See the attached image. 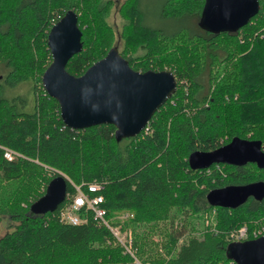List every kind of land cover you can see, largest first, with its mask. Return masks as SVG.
I'll return each mask as SVG.
<instances>
[{
	"label": "trees",
	"instance_id": "16d2710c",
	"mask_svg": "<svg viewBox=\"0 0 264 264\" xmlns=\"http://www.w3.org/2000/svg\"><path fill=\"white\" fill-rule=\"evenodd\" d=\"M139 1L119 2L116 36L112 0H0V264H235L232 234L244 227L253 238L264 225V196L234 208L205 199L211 188L264 181V167L192 169L186 160L234 136L264 149V0L238 30L217 34L197 25L204 0H161L162 17L193 22L173 32L144 23ZM68 9L78 15L82 42L69 73L82 74L116 46L134 70L175 76V91L136 136L116 140L111 123L70 128L45 92L47 34ZM23 83L30 97L5 95ZM5 148L16 155L7 159ZM59 172L67 178L64 200L51 212H30ZM88 183L100 186L104 220L130 235L132 253L85 206L78 223L60 220L73 184Z\"/></svg>",
	"mask_w": 264,
	"mask_h": 264
},
{
	"label": "water",
	"instance_id": "95a60500",
	"mask_svg": "<svg viewBox=\"0 0 264 264\" xmlns=\"http://www.w3.org/2000/svg\"><path fill=\"white\" fill-rule=\"evenodd\" d=\"M258 10L259 0H204L197 25L215 34L234 32ZM77 16L73 9H68L48 31L51 61L42 71L43 88L58 102L60 117L66 126L81 129L111 123L115 127L116 140L134 137L173 94L176 78L169 69L134 70L116 46L82 74L69 73L65 68L69 57L82 48ZM186 160L192 169L218 163L242 165L247 162L261 168L264 167V149L259 140L234 136L213 150H194ZM65 196L66 179L62 174H56L29 210L33 214L51 212ZM248 196L262 198L264 181L211 188L205 199L211 206L234 208L245 202ZM228 255L235 264H264V234L232 241Z\"/></svg>",
	"mask_w": 264,
	"mask_h": 264
},
{
	"label": "built area",
	"instance_id": "2783aa9c",
	"mask_svg": "<svg viewBox=\"0 0 264 264\" xmlns=\"http://www.w3.org/2000/svg\"><path fill=\"white\" fill-rule=\"evenodd\" d=\"M15 152L12 150L5 148L4 149V156L7 159H11ZM99 185L96 183L89 184L86 189L81 188L79 186L75 187V193L71 196L68 204L62 208L59 212L60 220L64 222L69 223H78L80 220L77 214V211L82 206H89L93 209L95 213V217L99 218V220L103 221L104 224H106L111 233L115 236V238L124 245L126 251L128 253H132L131 251V238L130 235H125L117 229L118 227L110 226L107 224V222L104 220V209L100 206V203L103 201V197L101 194H99ZM253 237L264 234V225L259 227L258 229L254 230ZM247 232L244 227L240 228L238 231L232 234L233 239L236 240H244L246 239Z\"/></svg>",
	"mask_w": 264,
	"mask_h": 264
},
{
	"label": "rangeland",
	"instance_id": "374dc122",
	"mask_svg": "<svg viewBox=\"0 0 264 264\" xmlns=\"http://www.w3.org/2000/svg\"><path fill=\"white\" fill-rule=\"evenodd\" d=\"M122 0H112L113 5L110 13V22L112 23L116 36H118V31L121 28L122 19L117 13V7ZM161 4V0H140L139 7L141 9V13L143 14L144 23L155 28H160L167 32H173L179 28H186L192 25L193 22L189 18L185 19H167L160 15L159 6ZM186 26V27H185ZM118 41V37H117ZM120 42V41H119ZM5 70L0 68V75H3ZM16 94L26 95V97H30L29 92V83H23L21 85H17L14 88H8L5 91V95L7 97L14 96ZM60 173V172H59ZM62 174V173H61ZM64 175V174H63ZM66 178V177H65ZM6 230L5 224H2L0 227V235H2Z\"/></svg>",
	"mask_w": 264,
	"mask_h": 264
},
{
	"label": "bare ground",
	"instance_id": "6f19581e",
	"mask_svg": "<svg viewBox=\"0 0 264 264\" xmlns=\"http://www.w3.org/2000/svg\"><path fill=\"white\" fill-rule=\"evenodd\" d=\"M16 155V154H15ZM58 174H61V173H58ZM63 175V174H62ZM64 176V178L66 177L65 175H63ZM65 179H67V178H65ZM89 184H92V183H88L87 185H86V188H87V186L89 185ZM73 186H74V189H75V187L76 186H79V185H74L73 184ZM79 187H81V186H79ZM99 193V192H98ZM100 194V193H99ZM86 208H88L92 213H93V216H95V213H94V211H93V209L91 208V207H89V206H85Z\"/></svg>",
	"mask_w": 264,
	"mask_h": 264
}]
</instances>
